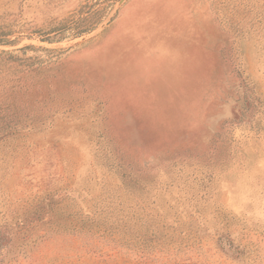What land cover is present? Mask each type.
<instances>
[{"label":"rangeland","instance_id":"1","mask_svg":"<svg viewBox=\"0 0 264 264\" xmlns=\"http://www.w3.org/2000/svg\"><path fill=\"white\" fill-rule=\"evenodd\" d=\"M0 26V264H264V0H0Z\"/></svg>","mask_w":264,"mask_h":264},{"label":"trees","instance_id":"2","mask_svg":"<svg viewBox=\"0 0 264 264\" xmlns=\"http://www.w3.org/2000/svg\"><path fill=\"white\" fill-rule=\"evenodd\" d=\"M80 20H82V19H80ZM89 29H90V27L89 28L87 27V28L78 30L77 33L82 34L84 32H88ZM7 34H8V31L4 30V28L2 26H0V43L1 44L11 42L10 40H8V38H6V35ZM26 88L29 89V90L30 89H33L32 88V84H30V85L28 84ZM244 110H245V108H244ZM241 114H243V111H242ZM216 139L219 140L220 138L219 137H216ZM212 144L213 145L210 147L211 150L205 148L203 150V152L201 153V155H195L194 157H196V158L199 159L201 157L207 156L208 154L209 155H211V154L213 155L215 153V151H216V147H214L215 146L214 140H213ZM123 163H124V165H126L127 167H129V169L131 170L130 173L132 174V178H129V180H127V181L136 182V178H141L143 176V174H144V171L145 170H148V169H144V166H141V167H138V168L130 167L129 164L125 160H123ZM149 168H154L155 169V167H149ZM85 222H86V220H83V221L82 220H79L74 225H75V227L78 228V227L83 226L85 224Z\"/></svg>","mask_w":264,"mask_h":264}]
</instances>
